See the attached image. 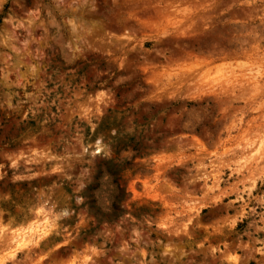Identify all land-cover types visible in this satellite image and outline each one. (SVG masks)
Returning <instances> with one entry per match:
<instances>
[{"label": "rangeland", "instance_id": "obj_1", "mask_svg": "<svg viewBox=\"0 0 264 264\" xmlns=\"http://www.w3.org/2000/svg\"><path fill=\"white\" fill-rule=\"evenodd\" d=\"M98 13L93 19L103 25L89 38L95 51L83 60L65 47L63 27L49 24L58 15L50 0L0 3V53L11 58V83L0 73V103L11 98L15 108H0V213L15 223L11 243L25 249L21 264L43 254L27 249L49 230V205L70 214L50 237L61 245L54 264H213L209 247L220 248L215 264H233V253L241 264H264L253 250L264 241L259 215L238 220L225 237L211 234L212 221L191 239L157 229L194 210L192 197L204 195L205 181L208 193L218 195L217 172L219 189H233L224 205L248 189L227 215L245 202V212H264V0H119L115 6L98 0ZM89 15L85 9L84 19ZM28 64L38 65L35 75ZM93 90L109 93L104 100L97 95L98 104L114 94L115 106L90 114ZM111 128L117 136L106 131ZM14 175L26 178L14 182ZM31 207L43 220L25 225ZM125 241L129 252L114 253ZM173 245L172 256L161 257Z\"/></svg>", "mask_w": 264, "mask_h": 264}, {"label": "clouds", "instance_id": "obj_2", "mask_svg": "<svg viewBox=\"0 0 264 264\" xmlns=\"http://www.w3.org/2000/svg\"><path fill=\"white\" fill-rule=\"evenodd\" d=\"M3 0H0V3H2ZM108 0H104V3H107ZM251 2V0H250ZM51 6L53 8V12L57 13L58 15H52L49 19V24L56 28L63 27L65 31V47L75 49V51L79 52L80 59L87 60L88 55L91 51H95V49L92 47V44L89 43V38L94 36V30L98 31V28L103 25V20H95L93 19V16L96 15H102L98 13V0H50ZM119 0H111L112 5H118ZM85 9L90 14L88 17V20L84 19L85 15ZM35 15V14H32ZM31 23V21H30ZM100 37L98 35L95 36V39H99ZM2 43V41H0ZM24 47L26 48L29 41L24 40L23 42ZM12 47V50L14 52L19 53L21 49L15 48L12 45H9ZM0 56H3L5 58V68L0 69V73H4V80L7 83H11V81H7V73L6 68L8 63L10 62L11 58L7 56L6 53H0ZM28 71L35 75L38 70V65L34 64H28ZM118 69H123L122 64L117 65ZM97 95L101 100L106 99L109 96V93L106 91H99V90H93V95L91 97V107L88 108V112L90 114L95 115L97 113V110L100 108H107L108 104H111L115 106L116 100L114 94H112V98L108 100V103H100L98 104L96 102ZM169 99H172V97H169ZM4 103L7 104V108L10 110H15L14 105L11 103V98H9ZM4 103H0V108L4 107ZM88 101L86 100L84 102V106H86ZM31 110V109H30ZM104 112L100 111L99 115L100 117L104 116ZM83 116V113H81ZM111 136H117V130L115 128H111L109 130H106ZM131 134V130L129 131V135ZM120 139L126 140L127 137H121ZM99 139L97 140V143H99ZM261 145L264 146V139H261L260 141ZM130 151H133L132 145L127 144L126 145ZM101 149L97 148L96 152L93 155L99 154ZM133 154H135L133 152ZM37 157H39V153L36 154ZM215 155V154H214ZM111 159V156L108 157ZM15 167V163L13 164ZM229 164H224L222 167H229ZM2 167V165H0ZM235 170V169H233ZM53 172L59 171L58 168H53ZM264 174V173H262ZM219 172H217V178L214 182L213 187L216 189V191L219 192L217 195L216 192H213L211 195L207 191V181H205L204 185V195L201 197H195L193 196L192 199L196 201L194 210L193 209H185L182 213L179 214V219H173V221L169 222L167 224V227L165 228V225L158 224L157 229H164L167 231V235L169 237H180V236H188L189 239H191V235L195 233L196 229L204 227L205 224H207L208 221H212L214 227L212 228V235L213 236H220L225 237L228 233L225 230L230 231L231 229H234L236 226V223L238 220L243 219L246 216L250 215H259L260 221L264 222V212L257 213L256 208L252 207L247 212H245L243 209L248 208V203L245 202L241 205L240 209L235 210V216L227 215L226 210L231 209L234 204H236L237 201L243 199V192L248 191V189H243L237 191V197L234 201H229L228 205L223 204V197L228 195L230 191L233 189H219ZM26 177L14 175L12 177V180L19 181L22 179H25ZM32 177H27V179H31ZM198 179H204L203 176L197 177ZM211 178V176L209 177ZM0 179H3L2 176H0ZM187 179V178H186ZM193 180H188V183H193ZM243 183V181H241ZM255 181L253 180V186ZM82 188L85 187L84 185L81 186ZM249 195L250 192H249ZM255 199V198H253ZM77 203L81 204L84 203V200L82 198L77 199ZM261 203H264V198L261 199ZM51 205L48 206L49 209V220H50V228L48 231L44 232L42 235H37L32 238L31 245L28 246V252L32 253L33 256L36 255L37 252H42L43 254L39 256L38 259H33V264H41V261L43 260H51L54 264V257L53 253L57 251L58 248L61 247L60 244L55 243L50 237L55 235H59L60 232L58 229L61 227L58 223L59 220L62 218L69 217V213L67 211L61 212L59 214L53 213L50 211ZM207 210L206 215H201V213L204 210ZM37 207H31L28 209V215L24 219L25 225L29 223L32 219H39L43 220V216H37ZM102 212H107L108 209H101ZM257 222L255 220L252 221V224L249 225V227H252ZM189 226L191 227V232L188 231ZM15 228V223L12 221H9L8 223H5L4 219L2 218V213H0V264H21V261L18 259V254L23 253L25 249L23 248H17L16 245L11 243V240L13 238V231ZM261 231H264V228L259 229ZM66 231V229H65ZM135 235L133 236V239H136L137 245H139V239L138 233L133 230ZM258 243L261 245V247L253 249L254 251L259 252L262 256H264V241H258ZM53 245L52 247H49V245ZM43 246V247H42ZM199 247L204 250V243H201ZM241 249H244L247 247V245H244L241 243L239 245ZM43 248H48L47 252H43ZM173 248L174 245L169 247L167 251H164L161 253V257L164 256H172L173 254ZM220 251V248L217 247L215 249L209 247L206 250V255H210L214 258L213 264H215V257L216 253ZM129 252V245L127 241L122 243L118 248H115L114 253H118L120 255H126ZM136 252H140L142 255H146V253H143V250L138 246L136 248ZM227 254V251L225 252ZM98 255H103L102 252H99ZM181 255H183V252L181 251ZM28 258L27 256L25 257ZM115 258V255L113 256V259ZM132 258H135V252L132 253ZM89 259H91V255H89ZM242 257L239 255H235L233 253V264H241ZM93 264L95 262L93 261ZM136 264H145L143 260H137ZM151 264H156L155 259L151 262Z\"/></svg>", "mask_w": 264, "mask_h": 264}]
</instances>
